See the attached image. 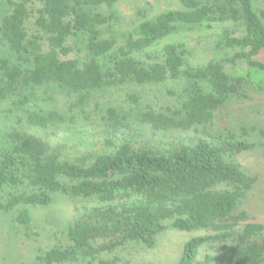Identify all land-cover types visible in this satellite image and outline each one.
<instances>
[{"label": "trees", "instance_id": "obj_1", "mask_svg": "<svg viewBox=\"0 0 264 264\" xmlns=\"http://www.w3.org/2000/svg\"><path fill=\"white\" fill-rule=\"evenodd\" d=\"M178 3L180 10L139 23L117 50L104 31L114 19L106 13L113 0H0V107L33 105L26 111L29 130L47 133L67 123V111L49 105L58 94L85 104L115 87L185 81L172 116L147 111L139 120L155 132L195 131L187 142L157 148L151 139L127 136V115L111 107L103 117L104 151L70 159L49 139L14 127L0 142V196L10 190L0 209L18 211L16 234L28 235L33 226L30 211L19 207H48L57 195L95 203L69 227L67 245L44 252L41 264H66L133 242L153 248L167 229L209 233L188 241L177 264H264V225L239 211L257 179L235 161L257 144L243 137L245 129L240 136L206 129L229 100L244 98L252 83L264 86V63L257 60L264 54V17L254 0ZM210 22L234 24L220 45L237 51L230 62L243 59L248 73H228L219 61L189 67L181 44L151 52ZM206 245L219 251L199 261Z\"/></svg>", "mask_w": 264, "mask_h": 264}, {"label": "rangeland", "instance_id": "obj_2", "mask_svg": "<svg viewBox=\"0 0 264 264\" xmlns=\"http://www.w3.org/2000/svg\"><path fill=\"white\" fill-rule=\"evenodd\" d=\"M254 7L256 13L264 17V0H254ZM180 8L178 0H113V6L110 8L108 5L106 9L108 15H114L108 27L104 28L106 38L112 37L119 50L139 23ZM234 27L230 22L205 23L163 40L151 52L160 51L168 44H181L188 49L189 67L219 61L228 73H248L250 68L243 59L230 62L237 51L225 50L220 45L223 33ZM4 50L0 46V59L4 57ZM142 59L146 60V57ZM257 60L264 63V54L258 56ZM185 85V81H168L156 86H120L93 94L85 104L74 96L58 94L54 102L49 101V105L67 111L68 121L59 129L47 133L29 130L27 127L26 111L33 105L20 108L14 101H9L0 107V142L8 140L12 129L18 127L49 139L52 144L63 148L64 156L70 159L96 156L106 148L103 117L109 108L116 107L128 117L124 121L128 125L125 130L127 136L151 139L161 149L179 145L189 141L195 131L155 132L150 126L142 124L139 116L147 111L172 116L180 105V95ZM245 95L244 98L229 100L216 112L213 125L206 129L217 133L233 131L239 136L245 129L249 136L243 137L257 144L255 148L235 158L245 172L257 179L239 211L247 213L249 223L264 225V137L261 134L264 132V86L261 88L252 83ZM15 191L18 192V189H13L11 193ZM7 193L0 196V204L8 198ZM94 206L95 203L87 200H72L57 195L48 207H19L17 210H29L33 217L32 230L28 235H18L14 231V218L18 211L7 213L0 209V264H41L39 257L44 252L67 245L66 232L69 227L83 216L86 208ZM208 234L206 231L167 229L157 238L153 248L133 242L111 253L95 251L89 255H80L66 264H177L188 241ZM218 249V246H204L199 261L208 254H217Z\"/></svg>", "mask_w": 264, "mask_h": 264}]
</instances>
